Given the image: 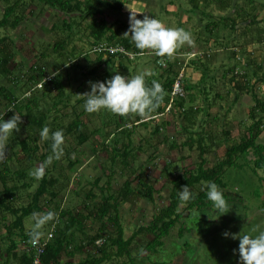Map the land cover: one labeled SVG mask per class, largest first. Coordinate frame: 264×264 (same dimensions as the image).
<instances>
[{
	"label": "rangeland",
	"instance_id": "374dc122",
	"mask_svg": "<svg viewBox=\"0 0 264 264\" xmlns=\"http://www.w3.org/2000/svg\"><path fill=\"white\" fill-rule=\"evenodd\" d=\"M15 1L16 0H0V21L3 19L4 10L7 8V6L9 4L15 3ZM79 1L83 2L84 0ZM171 1H174L176 5L178 3H182V5H180L181 8H189L185 0ZM171 1L154 0V8H150V5H147V11L145 10V14L148 12L150 14L147 15L155 16L156 18L162 20L164 19L166 21L168 20V22L171 24V22L174 21L172 16L175 12L168 13V15H166V12H164L166 10L167 4ZM239 1L241 4L249 5L248 1ZM257 1L262 5V7L258 5V11L259 15L262 17V24H260V28L263 31V39L261 38L263 42H258L254 49V51L259 53L261 56L260 59H256V66L252 65L253 61L250 62V60L248 61L246 59L249 53H244V50L241 48H232L233 51L238 52L239 50L242 53V56L240 54V67L237 68L234 53L229 51L225 57H220V54L222 55V53H220L222 48L217 47L215 49L218 51L214 52L215 54L217 53V57L213 58V53L211 51H203V49L206 47L205 45H195L193 48H197L199 51L196 57L197 60L203 59L205 60L203 62L207 61L209 66L211 63L212 72L209 73L206 82L203 83V81H201L202 73L200 70L196 68L195 72L188 70L189 67H195L192 65L193 61L189 60L186 55L177 58L180 60V62H182L180 66H187V69L185 70L186 78H191L190 80H192L193 83H196L197 89L201 88L203 85L207 87L206 89L209 92V94H207L208 98L206 99L204 92L201 93L198 90L195 92L192 91L188 94V97L185 100L188 103L190 101V97H193L194 99H192V105L195 108H201L200 110H204L203 112H205L199 113L197 115L196 125L193 130L196 132V134H204L205 143L208 148L207 154L205 155V159L207 160L205 167L206 169L212 168L219 161H222L226 158L228 145L232 146V144L241 142V138L247 127L252 124L250 114L256 105L253 99V94H255L259 100L264 101V71L262 69L264 67V0ZM261 8H263V11L260 10ZM103 10L106 12V14L107 12H109V14L111 13V10H109L107 6H103ZM233 10V6H230L227 9L229 16L225 15V18H227L229 22L234 20ZM248 10L250 9H244V11ZM172 11H174V9H172ZM252 11L254 10L252 9ZM113 13L116 14L117 12L113 11ZM205 13H209V15L212 14L214 16L218 14L215 10L211 13L209 8H205L202 5L193 10V14H195L197 18V23H203L201 28H198L197 23L195 26L194 20L189 25V27H193V29L194 27L196 28V31L194 30L196 32L194 34L195 38L197 35H199V29H201V35L205 36L204 30L207 24L221 22L219 17L213 19L205 15ZM115 14L112 17L110 16L111 19L115 20L114 18L121 16L120 11L116 15ZM141 14L137 15V18L142 19L144 16ZM25 16L26 18L21 24L19 30L15 31L11 29V27H8L6 29H2L1 31L2 37L8 36L16 42L12 51L17 53V57L15 59V64L16 62L17 64L15 66L12 64L11 67L18 71L21 68V64H23L25 81H28L27 74L33 65H40V60L38 58L40 54H42L40 52L43 51V53L46 52L49 54V58L46 60L48 63L42 64L44 68L48 69L47 73L50 75L48 77H51V73L53 72H57L54 74L62 72L64 75L63 78L65 80L68 79V74L70 73V81L69 79V82L65 80L66 92L76 96V93L79 91L81 86H83L85 93L90 91V85L88 83L89 79H85V76L82 74V70L79 69L78 71L74 72L72 69H69V65L66 66L67 59L65 57H61V55H57L56 57L49 47L50 45H53L55 42H57L59 37H62L60 32V22H62L64 15L40 2L32 3L30 0H26ZM111 19L109 21H111ZM54 25L55 29L53 27ZM80 31L81 32L77 33L83 35V29ZM198 40L199 39H197V41ZM90 42L92 43L93 41ZM77 45L82 51H85L83 54H75V64L82 66L85 71L92 70L96 66V58H93V60L91 59L92 64L88 65V63L85 61V58L82 57L90 52V44L84 41L78 43ZM1 47L2 46L0 45V48ZM198 48H200L202 51ZM70 49L71 47L69 50ZM52 58H54V61ZM158 59L159 57L155 54L147 52L144 57H137L132 62V64L128 66V69H124L123 67H115L114 69V67L109 66L106 68H101L100 76L105 80L109 78L106 76V72L108 70H110L113 75L116 72H119L122 75H135L137 73L147 71L152 73V75L146 76L147 81L151 76H160V74H162L165 70V68H161L157 62L154 64V61H157ZM171 60L174 59L171 58ZM187 63H189V65H186ZM123 64L126 66L129 64V62L125 61ZM234 68L235 70H240V72L242 70L244 77L241 75L233 77ZM20 72L15 73L18 78ZM224 75L226 77H224ZM243 80H246V82L250 83V88H248V91L238 92L237 101L234 102L233 92L237 91V88L234 87V84H239L240 82L242 83ZM43 81L41 82L42 85ZM2 83L4 85L7 84L6 80H2ZM211 89H214L213 92ZM42 91L43 89L39 88V86L37 89V85L35 83H31L30 90L21 92L19 89H17V96L19 99L30 98L32 95L35 96V94L40 95ZM55 95L56 93L54 92L50 94V96L45 97L43 100L41 99L40 107L44 109V107H47V103L51 107L52 104H54L53 102H55ZM80 98H83L82 95H80ZM76 101V97L71 99L72 104H75ZM188 106L189 104L187 107ZM9 108H12V105L7 104V101L2 98L0 100V116H4L5 120L9 119L11 114L16 111L14 108H12L14 110L8 111ZM229 108H231V111L228 112ZM71 111V106L66 107V109L62 106L60 111H58L59 120H61V117L71 113ZM104 115L108 116L104 117ZM155 117H157V114L151 116L152 119L151 121L147 122V127H132L134 125L135 119L132 121V123H128L127 128L134 132L132 141L135 148L138 147V157L133 165V169L123 170L121 165H113L108 158L110 154L102 150V136H93V131L96 129H101V131L104 133L114 131L116 124L112 123V125H108V120L111 119L113 121L115 115L106 111L95 113L94 115L89 113L85 114L82 120L86 122L89 129L88 132L90 140L80 147L77 146V142L72 137L65 140V148L77 147L76 152L71 153V158L73 160L79 159V164L76 166V168L70 170L68 168L69 162L65 158H61V160L58 162L59 167L57 170H55V174L57 176L62 170L64 178L65 175H69L71 177V180L68 183L66 182V189L60 195L62 208L70 209L74 212H84V202L87 203L86 195L94 187V182L98 178H101V187L108 188V186H110V194L113 195L118 192V190L127 180H133L134 188H138L137 190L142 192L144 187L142 188V183L139 185L138 176L143 171V183L145 185H149L150 187L153 186L156 191L154 201L149 202L144 197H139L137 200L135 199V201L128 203L123 201L121 203L120 210L122 223L125 229V238L127 240L134 236V234L137 233L142 227H147L155 215L169 205V195L173 188L172 181H174L177 176L182 175L185 170L196 171L197 166L201 161L199 157V149L197 147L195 149H189V147L184 145L190 135L185 132V123L182 121L180 114L175 113L172 110L169 113L165 112L164 115L159 116L158 118ZM51 119H53V116ZM149 119L150 118L146 119V121ZM22 120L23 123L21 124L20 131L17 134H14L10 141L12 138H15L16 135L19 136L20 140L29 135L30 131L26 111L22 113ZM69 122V118L63 119V124L65 126H67ZM104 123H107V126L104 125ZM156 128H161V133L156 134ZM226 132L231 133V137L228 142L225 135ZM261 136L262 138L258 141V143L264 144V132ZM198 137L199 135H195L194 138L198 139ZM121 138L123 142V137ZM125 141L128 142V139ZM44 142L45 141L41 139V153H45L46 151L44 148ZM19 143V141L13 143L11 145V149L8 152L9 158H11L13 155V159L8 162L9 168L11 169L10 179L14 178V180H10L11 183L16 180L15 172H17V170L20 168L18 161L24 159V153L22 152ZM174 144L177 145V148H172ZM93 149H95L96 152H93ZM246 161L248 163L247 165H245ZM246 161L244 158L239 160L240 164L245 165L244 169L237 170L235 168H228L224 173V182L227 184V190L225 193L229 195V198H232V200L229 202V204L232 205V209L229 211V213L221 216L217 220H213L208 216V214L211 216V208L199 211L201 212L200 217L192 215V211L187 212V214H185L184 218L182 219V223L185 224L188 230L185 232L184 237H180V227L173 230L170 237L165 240V246L162 251L157 254L147 256L144 254L141 256V261L138 260V263L239 264V254L238 252L234 253L233 251V249L238 248L239 241L233 240L230 237L225 238L223 236V232L227 230L232 233H239L243 229L245 231L248 230L251 225L257 222L264 221V169L258 170L257 174L253 172V163L255 162L253 151L250 152ZM39 165H41V163L36 164V167ZM165 166L170 169L169 174H171V176L164 172ZM4 167L5 166L0 163V171ZM132 170L135 172L132 173ZM38 185L39 181H35L33 187L30 190H25L20 193V200L17 204L18 207L27 206L29 203H31V196L36 191ZM201 189H203V186L197 187V190ZM2 190L3 185L0 182V191ZM104 193L107 195L106 189H104ZM96 194L100 200L102 198L103 192L99 188H96ZM89 204L91 203L89 202ZM184 208L185 207H181V210ZM1 216H6L9 223L14 220V217H12L10 214H3L0 211V252L5 250V246L7 245L5 238V223L2 222ZM31 224V218L25 221L26 231L29 230ZM45 227L43 229L45 233L44 237H47L48 234H50L51 229ZM93 228V231L91 228H88L86 232L91 237L95 236L99 227L96 226ZM79 238L81 240L84 239L82 235H79ZM151 239L152 237L146 234H139L138 238L135 240V245L133 246V256L136 257L137 255H140L141 252L145 250L146 245ZM24 248L25 246L21 243L20 249L23 250ZM87 255V252L77 253L73 257L72 261L74 263L83 262ZM120 262L130 264L127 259L126 261L121 260ZM116 263L117 261H112L106 264Z\"/></svg>",
	"mask_w": 264,
	"mask_h": 264
},
{
	"label": "trees",
	"instance_id": "16d2710c",
	"mask_svg": "<svg viewBox=\"0 0 264 264\" xmlns=\"http://www.w3.org/2000/svg\"><path fill=\"white\" fill-rule=\"evenodd\" d=\"M30 1L32 3L40 2L64 15V19L60 22V32L62 37H59L57 42L49 47L56 57L57 55H61V57H65L67 59L66 66L69 65V69H72L74 72L81 69L85 79H89V81L105 80L100 76V69L106 68L107 66H115L114 58L125 59L129 62V64H132L133 59L127 55L124 57H109L105 60L104 56L95 55L91 51L82 57L85 58L88 65L92 64L91 59L93 60V58H96V66L92 70L85 71L82 66L76 65L75 47L73 50L69 51L67 45L70 46L74 43V38L79 36L77 32L80 31L84 25H86L84 30L89 32L88 37L93 40V45L101 42H107L112 45L123 46L130 53L139 54V50L136 49L135 45L131 42L130 36L125 35L129 29V25L119 20L111 23L105 18L106 12H104L103 6L110 5L109 0H85L83 2L79 0ZM121 1L122 0H113V7L115 8L114 11H121ZM190 1L193 3L196 0ZM197 1L199 6H201L200 2H202V6L205 8H208L207 6L210 2H212L210 0ZM223 1H219V3H222ZM230 1L233 2L234 0ZM25 10L26 0H16L15 3L7 6L4 10L3 19L0 21V45L2 46L0 48V100L4 98L7 101V104L12 105V108L16 109V111L21 114L26 111L30 131L27 137L20 140L19 136L16 135L15 138H12L10 141L9 150L11 149V145L13 143L19 141L21 150L24 153V159L18 161L20 168L17 172H15L16 180L12 183L10 180H14V178L10 179L11 169L9 168L8 162L13 159V155L11 158L8 157L9 160L7 158L4 161H0V163L5 166L0 171V182L3 185V190L0 191V211L3 214H10L14 217V220L9 223L6 216H1L2 222L5 223V238L7 245L5 246V250L0 252V264H34L36 253L32 250V245L28 243L29 237L25 229V221L31 218V214L34 211L44 212L48 210H54L58 214V219L45 227L51 229L50 234H53V238H51L46 245V251L41 256V264H106L112 261H117L116 264H127L125 262H120L121 260L126 261V259L130 264H139L138 260L141 261V256L144 254L147 256L157 254L162 251L165 246V240L170 237L173 230L180 227V237H184L185 232L188 230L185 224L182 223V219L187 212L210 209V204L205 195L206 182L215 181L225 192L227 190V184L224 182V173L226 169H244L245 165L248 164L246 159L252 151L255 157L253 172L257 174L258 170L264 169V144L258 143L264 132V101L259 100L258 97L253 94V99L256 105L250 114L252 124L247 127L241 138V142L232 144V146L228 145L226 158L219 161L212 168L206 169L207 160L205 159V155L207 154L208 148L205 143V137L204 134H196L193 130L196 125L197 115L205 112H203L204 110H200L201 108H195L192 105V99L194 98L190 97V101L188 103L185 101L187 98L178 100L173 111L180 114L182 121L185 123V132L190 135L184 145L189 147V149H195L197 147L199 149V157L201 161L198 164L196 171L185 170L182 175L177 176L175 180L172 181L173 188L169 195V205L156 214L147 227H142L134 234V236L127 240L125 238V229L122 223L120 210L121 203L123 201L127 203L133 202L139 197H144L149 202L154 201L156 191L153 186L150 187L149 185H145L143 183V171L138 176L139 185L142 183V188L144 187L142 192L137 190L138 188H134L133 180H127L118 192L113 195L110 194V186H108V188L101 187V178H98L94 182V187L86 195V201L88 204L84 202V212H74L70 209H63L60 195L66 189V184L71 180V177L69 175H65L64 178L62 170L58 176L55 174V170L59 167L58 162L61 159L54 161L47 167L46 174L42 179L37 180L30 174V171L36 168V164H42L51 153V140H44V148L46 151L45 153H41L42 146L40 143L41 137L39 132L44 126H49L51 131L63 129L66 139L71 137L74 138L78 147L83 146L90 140L88 132L89 129L86 122L82 120L83 116L87 114V112H85L83 108L84 97L82 96L83 98H80V95L85 92L83 86L79 88L76 96L66 92L65 80L68 81L69 79L70 81V73L68 74V79L64 80L63 73L59 72L43 83L41 88L43 91L40 95L35 94V96L32 95L33 97L31 96L30 98H18L17 89L21 92L30 90L31 83H35L38 89L39 84H41L45 78L50 76L47 73L48 69L44 68L42 65L43 63H48L46 60L49 58V54L46 52L43 53V51L40 52L42 54H40L38 58L40 60V65H33L30 68L28 73L29 75L27 74L28 81H25L23 64H21V72L20 70L16 71L15 68L13 69L11 67L12 64L14 66L17 64V62L15 64L17 53L12 51L16 42L8 36L2 37L1 31L2 29H6L8 27H11V29L15 31L19 30L21 24L26 18ZM205 15L209 16L207 13H205ZM55 25L53 26L54 29ZM9 44L11 45V48ZM146 53L142 55V57H144ZM233 53L235 54V57L242 54L240 51H234ZM165 58L168 60V68L165 69L160 76L157 77L154 75L153 78H149V80H147L150 84L153 79H156L166 89L164 103L154 112L157 116L164 115L166 112L167 106L170 102V92L174 80L182 69V66H180L182 62H180L179 59L172 62V60L167 57ZM193 59L194 60H191L193 61L192 65H194L196 69L200 70L202 73L201 81L205 83L209 73L212 72L211 63L209 66L207 61L203 62L205 61L203 59ZM52 60L54 61V58H52ZM158 60H155L154 64L155 62L158 63ZM126 67H128V65H126ZM262 69L264 71V67ZM17 72H20L19 78L15 74ZM233 73H235V68ZM112 75L113 74L110 70L106 72L107 77L111 78ZM224 77L226 76L224 75ZM233 77L235 76L233 75ZM242 77H244V74ZM2 80H6L7 87L2 83ZM246 80L248 81L247 78ZM246 80H243L242 83L240 82L239 84H234V87L237 88L234 102L237 101L238 92L248 91V88H250V83L246 82ZM186 81V90L188 94L194 90H198L201 93L204 92L206 95L205 98H208L207 94H209V92L206 89V86L201 84L202 87L199 90L197 87L188 82V78H186ZM213 90L214 89H211L212 92ZM54 92L56 93L54 98L55 102H53L54 104L50 107L47 103V107L42 109L40 107V100H43L45 97L50 96V94ZM73 97H76L77 100L75 104L71 103V99ZM188 104L189 106L187 107ZM62 106L65 109L66 107L71 106L72 111L71 113L61 117V120H59L58 111H60ZM229 111H231V108H229L228 112ZM154 113L151 116L155 115ZM13 114L14 112L11 116ZM92 114L94 115L95 113ZM52 116L53 119H51ZM107 116L108 115H104V117ZM67 118H69L70 122L67 126H65L63 124V119ZM134 119L135 122L132 127L135 128L138 126L147 127V122L151 121L152 118L150 117V119L146 121V119L134 115H115L113 121L111 119L108 120V125H112V123L116 124L114 131L109 133H104L101 129L93 131V136H102V150L110 154L108 157L110 162L113 165H121L123 170L133 169V165L138 157V147L135 148L132 141L134 132L127 128L128 123H132ZM104 125L107 126V123H104ZM155 133H161V128H156ZM195 135H199L198 139L194 138ZM225 135L228 142L231 137V133L226 132ZM121 137H123V142ZM126 139H128V142L125 141ZM173 147L177 148V145L174 144L172 148ZM76 150L77 147L65 148L64 157H62L69 162L68 168L70 170L76 168L80 162L79 159L73 160L71 158V153L76 152ZM93 152H96V150L93 149ZM241 158H244L246 161L245 165L239 163ZM169 170L170 169L165 166L164 172L171 176V174H169ZM133 172L135 171L132 170V173ZM35 181H39V185L34 194L31 196V203L27 206L18 207L17 204L20 200V193L25 190H30ZM184 185H189L194 192L198 193V196L194 201H191L186 205H181L178 193L182 190ZM198 186H203V189L197 190ZM96 188H99L103 192L100 200L96 194ZM104 189L107 190V195L104 193ZM225 195L230 202L232 198H229V195L226 193ZM89 202L91 204H89ZM181 207L185 208L181 210ZM96 226L99 228L95 236H89L86 233L87 229L91 228L93 231V227ZM50 234H48V236ZM139 234H146L152 237V239L146 245L143 254L134 257L132 254L133 246L135 245V240L138 238ZM79 235H82L84 239L81 240ZM47 237H44L42 240H45ZM99 241L102 242V245L97 244ZM21 243L25 246L23 250L20 249ZM81 252L88 253L86 259L83 262L74 263L72 261L73 257L77 253Z\"/></svg>",
	"mask_w": 264,
	"mask_h": 264
},
{
	"label": "clouds",
	"instance_id": "9594fccd",
	"mask_svg": "<svg viewBox=\"0 0 264 264\" xmlns=\"http://www.w3.org/2000/svg\"><path fill=\"white\" fill-rule=\"evenodd\" d=\"M125 35L130 36L131 42L139 50L140 55L148 52L168 59L175 55L179 47L195 44L193 34L189 30L168 27L155 16L144 15L140 19L135 12L130 15L129 29ZM164 62V59L160 60L161 64ZM54 73L57 72L51 75L55 76ZM150 75L152 73L147 71L135 75H122L116 72L106 80L89 81L90 91L82 94L84 111L89 114L106 111L118 116L134 115L143 119L150 118L164 103L166 97V89L158 80L153 79L150 84L146 81V76ZM10 110L14 109L9 108L8 111ZM22 123V114L17 111H14L7 120L4 116H0V161L7 159L10 139L20 131ZM39 135L42 140H51V153L30 173L38 180L45 176L49 165L63 157L66 139L63 129L51 131L49 126H44ZM205 195L210 204L211 216L209 214L208 216L211 219L217 220L232 209L224 190L215 181L206 182ZM197 196L198 193L194 192L189 185H184L178 193L181 205L194 201ZM191 214L200 217L201 212L193 210ZM31 219L32 224L27 231L28 243L36 246L45 236L44 227L56 221L58 214L54 210L34 211ZM223 236L239 241L238 248L233 249L234 253L239 254V264H264V221L257 222L248 230L243 229L239 233L226 230Z\"/></svg>",
	"mask_w": 264,
	"mask_h": 264
},
{
	"label": "crops",
	"instance_id": "0c3cea01",
	"mask_svg": "<svg viewBox=\"0 0 264 264\" xmlns=\"http://www.w3.org/2000/svg\"><path fill=\"white\" fill-rule=\"evenodd\" d=\"M85 1V0H84ZM171 1V0H170ZM187 5L189 6L188 9H184L181 8L180 5L181 4H177L174 3V1H171L170 3L167 4L166 10L164 12H166V15H168V13L171 12H175L174 15L172 16L174 18V21L171 22V24L168 22V20H162L164 22V24L168 27H181L184 28L186 30H189L194 37V34L196 33V28L194 27H189V25L191 24V22L194 20L195 21V26L197 23V18L196 15L193 14V10L195 8H197L198 5V1H194L193 3H191L190 0H185ZM245 2L248 1L249 5H245V4H241L239 0H234L233 2L230 0H225L222 3H219L218 0H212V2L209 3V5L207 6L210 10V12L212 13L214 10L218 13L215 16L210 14L209 17L211 18H220L221 22L220 23H209L205 26V30H204V34L205 36H202L201 34V29H199V35L196 36L195 40V44L194 45H188L185 44L181 47H179L175 53V55L172 57V62H175L177 58L182 57L184 55H186V57H188L190 54L193 53H198L199 51L197 50V48H193L195 45L200 46L205 45V49H203V51L205 52H209L211 51L213 53V58L217 57V53L215 54L214 52L218 51L217 47H221V52L222 55L220 54V57H225L227 55V53L230 52H234L232 48H237L240 49L242 48V50H244V53H249L248 57L246 58L248 61L250 60L253 61L252 65L256 66V59H260V54L257 53L256 51H254L255 47L257 46L256 44L258 42H263L261 40V38L263 37V31L260 28V24H262V17L261 15H259V11H258V5H261L260 2H258L257 0H244ZM122 8L120 11L121 16L114 18L115 20L111 19V17L115 14L113 13V11L115 10V8L113 7V1L109 0L110 5L107 6V8L109 10H111V13L109 14V12H107V14H105V18L107 20H110L109 22L114 23L115 21L119 20L121 22H124L126 24L129 25V18L132 12H135L136 15L141 14L142 16L150 14L148 12H146L145 14V10L147 11V5H150V8H154L153 6V2L154 0H122ZM183 2V1H182ZM228 2V3H226ZM197 3V5H196ZM205 3V2H203ZM206 4V3H205ZM214 4V5H213ZM164 5V4H163ZM200 5H202V2H200ZM179 6V8H178ZM233 6V12H234V20L230 21L225 18V15H228V11L227 9ZM200 7V6H199ZM250 9L248 11H244V9ZM172 9H174V11H172ZM184 9V10H183ZM252 9L254 11H252ZM260 10L263 11V8H261ZM117 13L119 11H116ZM116 13V14H117ZM115 14V15H116ZM209 14V13H207ZM221 14V15H220ZM111 16V17H110ZM229 16V15H228ZM74 18V16H73ZM76 18V17H75ZM64 19V17H63ZM159 19V18H158ZM168 19V17H167ZM74 20V19H73ZM76 20V19H75ZM200 20V18H199ZM86 25H84L82 27L84 34L77 36L76 38H74V43H72L70 46H68V50L71 47L70 50H72L74 47L76 50L75 53L78 54H83L81 48L78 47V43L80 42H87L90 44V48H92L93 42L91 43L90 41H93L92 39H90L88 37V31L84 30V27ZM198 28H201L203 26V23L200 22L199 24L197 23ZM81 29V30H82ZM195 30V31H194ZM81 32V31H78ZM262 36V37H261ZM197 39H199L197 41ZM84 40V41H83ZM261 40V41H260ZM237 45V46H236ZM231 46V47H230ZM199 50H201L200 48H198ZM69 50V51H70ZM202 51V50H201ZM239 51V50H238ZM253 51V52H251ZM211 53V54H212ZM242 56V54H241ZM241 56L235 57L236 58V66L237 68L240 67L239 63H241V60H238V58H240ZM244 56V55H243ZM251 56V57H250ZM105 60H107V58H105ZM171 60V59H170ZM115 61V67L116 68H124V69H128V67L125 66V64H123V62H128L125 59H120V58H114ZM118 61V62H117ZM123 61V62H122ZM117 62V63H116ZM245 64V62H244ZM188 65V63H187ZM128 66H130V64H128ZM261 66V65H260ZM188 70H190L191 72H195V67H189ZM149 78V77H147ZM150 78H153V76H151ZM191 78H188L189 82L191 85H194L195 87H197L196 83H193L192 80H190ZM201 88H199L200 90ZM195 92V90L193 91ZM234 93V97H235V92ZM235 98H233L234 101ZM262 136L260 137L259 140H261Z\"/></svg>",
	"mask_w": 264,
	"mask_h": 264
},
{
	"label": "built area",
	"instance_id": "2783aa9c",
	"mask_svg": "<svg viewBox=\"0 0 264 264\" xmlns=\"http://www.w3.org/2000/svg\"><path fill=\"white\" fill-rule=\"evenodd\" d=\"M91 51L93 54L99 55V56L102 55L105 58L124 57V56L129 55L131 57V59H133V61L137 57L142 56L140 54H134V53L128 52L123 46L112 45V44L107 43V42H101V43L95 44L91 48L90 52ZM196 57H197V53H193V54H190L188 56L189 60H192L193 58H196ZM161 59H164V61H165L163 64L160 63ZM238 60H240V58H238ZM167 61L168 60L166 58L160 57V59L158 60V65L162 68L167 69L168 68L167 67L168 66ZM186 69H187V66H182V69L180 70V72L178 73V76L174 80V83H173V86H172V89L170 92V102H169V105L167 106L166 113L167 112L169 113L174 109L178 100H182V99L187 98L188 92L186 90V76H185V70ZM237 75L242 76L243 71L241 70V72H240V70H235L234 76H237ZM52 77L53 76L46 78L43 81V83L48 81V79H50ZM42 86H43L42 83L39 84V88H42ZM159 116H162V115H159ZM159 116H157L155 118H158ZM51 238H53L52 233L45 240H42L38 245H36V246L32 245V250H34L36 253L34 264H41V256L45 253L46 245ZM97 244L102 245V242L99 241Z\"/></svg>",
	"mask_w": 264,
	"mask_h": 264
}]
</instances>
